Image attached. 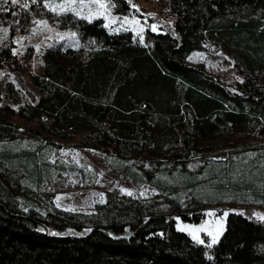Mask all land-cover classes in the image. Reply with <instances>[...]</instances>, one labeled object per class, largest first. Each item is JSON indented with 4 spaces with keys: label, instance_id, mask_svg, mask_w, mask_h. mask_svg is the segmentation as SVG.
Returning a JSON list of instances; mask_svg holds the SVG:
<instances>
[{
    "label": "trees",
    "instance_id": "16d2710c",
    "mask_svg": "<svg viewBox=\"0 0 264 264\" xmlns=\"http://www.w3.org/2000/svg\"><path fill=\"white\" fill-rule=\"evenodd\" d=\"M110 1L116 14L143 16L130 0ZM149 1L174 22L140 39L103 18L57 15L46 0H0V29H8L0 68H31L32 48L19 55L14 40L37 16L76 30L81 42L43 51V71L30 76L35 92L12 81L0 90V264H264V222L253 218V207L264 208V0ZM208 42L242 82L188 64ZM27 138L50 150L53 139L79 138L158 194L113 190L92 213L56 208L40 192L46 149L17 146ZM223 201L233 211L211 248L176 229L178 216L200 221Z\"/></svg>",
    "mask_w": 264,
    "mask_h": 264
},
{
    "label": "rangeland",
    "instance_id": "374dc122",
    "mask_svg": "<svg viewBox=\"0 0 264 264\" xmlns=\"http://www.w3.org/2000/svg\"><path fill=\"white\" fill-rule=\"evenodd\" d=\"M130 2L143 15L142 17L114 13L110 0H99V3L96 0H77L71 5V9L66 11H60L58 7L65 4V0H46V3L52 6L47 9L57 15L72 12L89 21L103 18L113 30H130L140 39L145 37L149 29L161 32L163 29H170L173 25V14L160 5L149 0H130ZM100 3L105 7L100 8ZM53 7L56 8L55 11L52 10ZM14 41V52L19 55L25 53L28 48H32L31 68L19 74L0 68V90L2 91L6 82L12 81L22 91L27 89L35 92L30 76L43 71V51L52 45L78 47L81 44L76 30L64 28L58 22L40 16L33 20L27 32L18 35ZM187 62L192 66H204L207 72L234 86L244 78L243 74L237 72L232 60L210 42L206 44L204 50L192 52ZM53 140L59 144L56 148L53 146V150H50L51 146L48 142L39 144L29 138L17 144L22 148H35L38 145L45 147L44 158H47L51 166H48L49 177L47 176L40 192L48 195L47 198L52 201V206L67 211L92 213L96 211L97 204L105 202L107 194L113 190L141 200H151L158 194V190L151 184L135 185L120 173L113 171L105 152L83 146L79 138L73 141ZM74 165L83 168L85 173L72 170L71 166ZM219 205L224 209L208 210L206 216L200 221H188L178 216L176 229L189 234L192 239L193 235L198 236L204 240V244L211 242L212 237L207 235L208 232L213 234L220 232L219 241L226 229L229 214L233 211V209L225 208V205H228L226 201L211 207L217 208ZM253 210V218L264 222V219H260L264 216V208L253 207ZM208 213H215V215H208ZM225 213L227 215H224ZM201 226L204 227V231H194Z\"/></svg>",
    "mask_w": 264,
    "mask_h": 264
},
{
    "label": "snow or ice",
    "instance_id": "6c2138e0",
    "mask_svg": "<svg viewBox=\"0 0 264 264\" xmlns=\"http://www.w3.org/2000/svg\"><path fill=\"white\" fill-rule=\"evenodd\" d=\"M4 4H8L9 0H3ZM11 4L13 5H18L20 4V0H10ZM31 2L33 4L37 3L38 0H31ZM77 2V0H65V4L63 5H59V9L60 11H66V10H70L71 9V5L75 4ZM97 3H99V0H96ZM23 7L27 8L28 4L25 3L22 5ZM45 7H52L50 4L45 3ZM105 5L100 3V8H104ZM53 11L56 10L55 7L52 8ZM154 30V29H153ZM0 31H3L5 34L8 32L7 28L4 29H0ZM242 82V81H241ZM131 194V193H129ZM208 215H215V213H208ZM224 215H227V213H225ZM260 219H264V216L260 217ZM219 223V222H218ZM195 232H200V231H204V227L201 226L200 228H197L194 230ZM220 232H217L216 234H213L212 232H208L207 235L211 236V242L207 244L208 248H211L214 244H216L218 242V236L220 235ZM193 239L196 240L198 243L203 244L204 240L200 239L198 236L193 235ZM209 259H211V257H209Z\"/></svg>",
    "mask_w": 264,
    "mask_h": 264
}]
</instances>
